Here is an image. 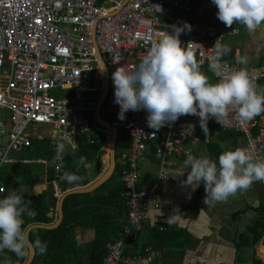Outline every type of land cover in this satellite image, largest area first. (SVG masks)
Segmentation results:
<instances>
[{
	"label": "built area",
	"instance_id": "1",
	"mask_svg": "<svg viewBox=\"0 0 264 264\" xmlns=\"http://www.w3.org/2000/svg\"><path fill=\"white\" fill-rule=\"evenodd\" d=\"M193 3L194 0H0V109L8 111L0 118V172L12 159L11 154L31 146L29 128L43 122L50 124L54 132V170L59 175L70 174L64 161L66 145L75 144L79 135L93 130L109 133L95 120L104 78L93 32L108 66L109 87L101 115L117 128H127L130 136L129 146L116 157L122 169L128 212L120 234L106 244L107 252L100 264L128 262L126 245L142 230L147 209L152 204L159 206L154 198L156 190L163 182L186 176V171L181 176L169 175L180 169L186 152L199 156L195 147L203 136L196 115H181L159 129L147 127L144 110L126 111L120 120L111 79L118 66L134 69L153 40L184 21L190 23L191 29L180 33L181 45L191 50L200 64L208 65L214 42L218 39L223 44L239 29L204 22L206 11L212 8L210 0ZM177 9L192 17L176 15ZM238 69V64L220 58L221 73ZM248 74L252 89L259 93V75ZM207 124L239 132L246 141L235 148L264 158V112L241 120L236 108L229 107L220 123L210 117ZM61 144L63 150L58 149ZM149 146L153 148L158 173L152 188L139 190L138 162ZM5 192L0 178V195ZM143 252L149 261L159 256L149 245Z\"/></svg>",
	"mask_w": 264,
	"mask_h": 264
},
{
	"label": "clouds",
	"instance_id": "2",
	"mask_svg": "<svg viewBox=\"0 0 264 264\" xmlns=\"http://www.w3.org/2000/svg\"><path fill=\"white\" fill-rule=\"evenodd\" d=\"M211 3L217 8L216 17L226 27L237 22L249 33L264 34V0H211ZM190 29L187 21L173 25L171 32L167 31L150 43L134 69L118 66L111 73L113 102L119 106L118 119L123 120L126 111L144 110L147 127L159 129L181 115H196L206 137L208 119L214 117L220 123L229 107L236 108L241 120L264 112V94L252 89L246 70L240 68L221 73L220 58L230 48L218 39L212 45L213 53L207 58L208 69L218 79L209 82L208 76L200 71L193 52L181 45L180 33ZM235 60L246 63L243 56H236ZM99 68L103 70L102 63ZM71 148L74 150L76 145L72 144ZM58 149L63 150V145ZM185 171L184 183L193 187L203 183V204H209L226 200L238 190L247 189L254 181L264 182V158L254 156L244 148L225 150L216 161L186 152L180 169L169 175L181 176ZM61 179L71 183L80 178L65 174ZM30 203L22 194L11 190L0 197V250L7 249L21 257L27 254L29 245L40 253L45 251L46 245L39 239L29 241L22 227L25 216L35 215L28 207Z\"/></svg>",
	"mask_w": 264,
	"mask_h": 264
},
{
	"label": "crops",
	"instance_id": "3",
	"mask_svg": "<svg viewBox=\"0 0 264 264\" xmlns=\"http://www.w3.org/2000/svg\"><path fill=\"white\" fill-rule=\"evenodd\" d=\"M196 2L197 0L193 5ZM211 5L212 8L206 11L203 21L224 25L211 22V16L217 11L216 6L212 3ZM176 11L182 12L181 9ZM189 16L192 17L191 14ZM230 26L237 27L239 31L237 34L225 39L223 44H227L230 51L223 55V59L233 64H238L240 68H243L248 73H257L259 75V93L264 94V34L261 32L249 33L243 24L237 22ZM236 56L245 57L246 63H237L235 60ZM194 59L197 61L195 55ZM198 64L200 71L208 76L209 82H216L214 73H209L208 65L200 64L199 62ZM207 128V136L205 137V133L202 131L203 138L195 147V153L201 157L207 156L212 161L217 160L214 155L215 152L209 148L210 143L218 144L221 147L223 145L231 147L234 144L235 146L245 144L246 139L239 132L233 131L236 135L228 137L231 132H228L229 134L224 133V128H220L218 125L207 124ZM30 134L32 138H51L53 135ZM105 134L106 142L103 147L107 146L110 137V132ZM67 145L71 147L72 144ZM67 145L65 151L68 150ZM105 149L106 151L95 159L98 172L93 176L91 175V169L94 159H89L85 162L90 178L86 185L97 180L107 169L109 161L105 165L103 156L108 152V148L105 147ZM24 152L35 154L32 147L18 153ZM18 153H13L12 159L6 163L9 164V168L2 172L4 179L0 174L4 184L7 176L11 177L16 183L13 187H6L7 192L0 195V197L7 194L10 190L22 194V196L38 194H46L48 196L50 185L48 173L50 169H53L56 176H59L54 170L53 159L49 160L36 156L27 158ZM99 160L100 167L98 170ZM35 162L45 164L43 171L34 170L30 167ZM152 162L156 165L152 172L149 173L148 170L152 168ZM138 169L137 188L139 190H149L152 188L158 173V163L151 151H146L141 156L138 162ZM52 183L55 195L59 200L64 191L60 192L57 179L52 180ZM204 196L203 183L193 187L184 183V178L163 182L156 190L154 197L159 206L156 207L152 204L145 212L142 230L124 249V254L129 259L127 263L123 264H254V259L256 258L260 260V264H264V233L259 241L254 242V234L250 230L254 221L261 220V217L264 218L262 210L264 208V183L259 180L254 181L247 189L238 190L224 201L203 204ZM57 206V204L55 208L51 206L48 213L50 217H53L52 222L59 217ZM75 236L79 245L88 244L95 236L94 229L78 227L75 231ZM146 245L159 252V256L153 261H149L145 257L143 248ZM28 253L29 250L26 258ZM7 255V249L0 250V260ZM44 256L45 251L40 253L36 250V258L34 257L31 264H44Z\"/></svg>",
	"mask_w": 264,
	"mask_h": 264
},
{
	"label": "trees",
	"instance_id": "4",
	"mask_svg": "<svg viewBox=\"0 0 264 264\" xmlns=\"http://www.w3.org/2000/svg\"><path fill=\"white\" fill-rule=\"evenodd\" d=\"M176 14L185 15L190 18V13L186 11H176ZM221 58H224V56ZM89 117L93 124L94 118L92 113H89ZM118 129L119 135L116 141V157H118L122 149H126L130 144V136L127 128L118 127ZM223 132L227 134L231 132L228 137L230 135L233 137L236 135L233 131H227L225 129ZM105 142V133L93 130L88 134L84 133L77 137L76 148L74 150L67 145L68 150L64 153L66 169L70 174L76 175L80 179L69 183L61 179L64 174L56 176L53 169H50L48 173L50 183L48 196L46 194L22 196L24 200L31 201L28 207L35 212L34 216L24 217V224L22 225L24 230L31 223L52 222L53 217H50L48 213L50 207L55 208L58 201L52 180L57 179L60 192L77 186H84L90 181L85 162L101 156L106 151L103 147ZM234 146L235 144L231 147L228 145L221 147L218 144H209V148L215 152L214 155L217 158L223 151L234 149ZM31 147L32 150L34 149V156L36 157H44L49 160H52L54 157V151L51 148V138L49 137H33ZM149 149L154 156L153 148L150 147ZM121 175L122 169L117 163L111 177L93 191L72 193L65 197L63 202L64 216L57 227H35L30 230L31 241L39 239L46 245L43 259L44 264L101 263L107 252L106 244L119 235L118 233L122 231L126 223L128 203L125 195V185ZM114 179L115 181H112ZM4 182L7 188L9 186L13 187L16 183L8 176L5 177ZM262 210L264 212V208ZM260 219L254 221L253 226L250 228L254 234V242L259 241L264 233V218L261 217ZM78 227L93 228L95 235L93 240L88 244L79 245L75 236V231ZM7 251L8 255L3 258L4 260L2 259L3 261L0 260V264H22L26 258V255L21 257L10 250ZM254 264H260V260L257 258L254 259Z\"/></svg>",
	"mask_w": 264,
	"mask_h": 264
},
{
	"label": "water",
	"instance_id": "5",
	"mask_svg": "<svg viewBox=\"0 0 264 264\" xmlns=\"http://www.w3.org/2000/svg\"><path fill=\"white\" fill-rule=\"evenodd\" d=\"M93 43H94V46L96 48V53L99 57V60L103 64V78H104L102 89H101V92H100V95H99V98L97 101V105H96L95 119H96V122L98 125L104 127L105 129H107L110 132V137H109L108 144H107V148H108V152H109V165H108L107 169L105 170V172H103V174L97 180H95L93 183L88 184L86 186H77V187L68 189L61 194V196L59 197L58 203H57L59 217L56 221L51 222V223L38 222V223H32V224L28 225L25 232L27 234L29 241H31L29 238V231L32 228H35V227L55 228L60 224V222L62 221L63 216H64V214H63V202H64V199L67 195L72 194V193H85V192L93 191L98 186H100L102 183H104L106 180H108L116 168V164H117V161H116V141H117V135H118V128L116 126H114L110 122L109 119H107L101 115V108H102V105H103V102L105 100V97H106V94L108 91V87H109L108 66H107L105 60L103 59L99 49L96 46L95 39H94V32H93ZM99 167H100V160L98 162V170H99ZM35 253H36V249L33 248L31 245H29L28 257L23 262V264H31L32 260L35 257Z\"/></svg>",
	"mask_w": 264,
	"mask_h": 264
},
{
	"label": "rangeland",
	"instance_id": "6",
	"mask_svg": "<svg viewBox=\"0 0 264 264\" xmlns=\"http://www.w3.org/2000/svg\"><path fill=\"white\" fill-rule=\"evenodd\" d=\"M208 20V19H207ZM210 21V20H209ZM211 22H214V23H218V24H224L223 22H221L215 14H213L211 16ZM212 72V71H209V73ZM100 81L98 80L97 83H99ZM8 114V111L6 109H0V118L3 116V115H7ZM29 132L34 134V135H47V136H50L51 134H53V128L50 124L48 123H43V122H39V123H36L35 126H31L29 128ZM147 151H150V150H147ZM19 155L23 156V157H27V158H32L34 156V154L32 153H28V152H24V153H18ZM11 156L13 157V154H11ZM104 157V162H105V165L108 163V152H106V154L103 156ZM152 164V168L148 170L149 173L152 172V170L154 169L155 165L153 162L151 163ZM31 168H33L34 170H38V171H43V169L45 168V164H42V163H39V162H35L34 164H31L30 165ZM6 168L8 169L9 168V164H5L3 169H2V172L6 170ZM1 172V173H2ZM98 171H97V165H96V160L94 159L93 163H92V169H91V175L93 176L94 174H96ZM112 181H115L112 180ZM4 253V252H3Z\"/></svg>",
	"mask_w": 264,
	"mask_h": 264
}]
</instances>
